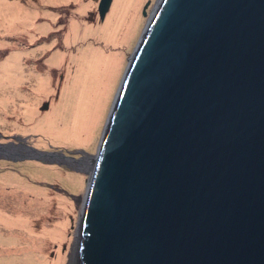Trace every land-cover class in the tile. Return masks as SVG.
Wrapping results in <instances>:
<instances>
[{"label": "water", "instance_id": "1", "mask_svg": "<svg viewBox=\"0 0 264 264\" xmlns=\"http://www.w3.org/2000/svg\"><path fill=\"white\" fill-rule=\"evenodd\" d=\"M13 137L88 172L74 264H264V0H158L96 153Z\"/></svg>", "mask_w": 264, "mask_h": 264}, {"label": "rangeland", "instance_id": "2", "mask_svg": "<svg viewBox=\"0 0 264 264\" xmlns=\"http://www.w3.org/2000/svg\"><path fill=\"white\" fill-rule=\"evenodd\" d=\"M122 1L112 0L105 18L101 19L98 10L99 0H0L1 15L6 13L1 5L3 2H17L16 6H21V11L18 14L9 15L10 19L7 22L4 21L5 24L7 23L4 30L0 31V63L4 60L2 58L5 57L6 60L11 53H15L14 58H8L9 60H16L21 56L25 57V65L21 66L25 80L27 75L32 73V82L28 80L25 85L27 87L29 84L30 87L44 73L47 75L44 79L48 77V74L51 77L50 91L39 99L35 118L42 117L53 104L59 101L60 96L64 97L62 87L68 71L72 68L69 65L72 61H70L71 55L81 57L84 53L87 55H90V53L95 54V52L100 53L101 58L98 57L92 61L93 64L98 66L96 67L98 75L96 72L92 75L94 76V83L91 84L93 79L88 83L90 85L88 95L91 96L104 85V89L101 88L97 93L100 108L95 111V115L98 114V117H96L97 123L94 131L92 130L94 134L90 145L53 140L39 129V125H36L35 121H24L22 115L15 116L14 114H9L7 120L0 121V141L16 140L13 136H19L28 144L42 150H57L76 156L80 155V150L89 153L97 152L113 100L128 64V58L134 51L151 11L158 0H139L140 2L137 3L134 0L132 4L136 8L133 9L131 4L129 11L120 16L122 20L117 19L116 26L113 25L110 30H107L108 32H104L110 20L115 17L114 11L122 5ZM144 10L147 12L146 15ZM26 11L29 12V15L31 13L29 19L26 18ZM1 21L3 20L1 19ZM12 24L25 25L27 30H33L37 34L42 25L47 24L49 28L44 33L31 37L27 30L14 32L11 29ZM100 28H103L104 34L97 31ZM86 30L93 31L94 34L81 33ZM73 38L74 40L77 38V40L71 41ZM105 81L106 83H104ZM21 82L20 74L16 73V65H9L6 69H3L0 64V87L2 89L7 87V91L16 93L14 92L16 86ZM24 98V106L26 105V107H28L26 102H34L35 100L32 95ZM45 102H49V107L42 109ZM14 117H16L19 124L16 125ZM69 150L72 152H69ZM53 168L54 170L63 171L61 173L67 172L64 175L66 179H56L53 175L58 172H54ZM20 173L25 175L23 178L27 181L48 187L70 199L73 211L69 212L65 238L61 241L48 239L47 244L41 249L45 251L47 258L50 260H53L59 254L63 255V261L60 258L54 259L57 264H71L80 212L83 207V196L89 178L88 172L72 170L69 166L56 161H41L35 158L14 161L0 158V179H3V181H5V178L7 179L6 191L9 193V196H0V209H4L7 216L13 214L16 207L14 205L17 204L20 197L13 194L10 180L14 178L15 174L19 175L16 176L17 178L21 177ZM42 174L46 176H42ZM49 199L51 200L50 207L52 209L55 207L56 201L52 197H49ZM54 210L56 211H53L54 214L42 213L31 217L35 220L33 225L36 229H40L39 226L45 216L50 219L57 216L58 208H54ZM7 222L9 221H6V218L4 219L2 216L0 219V264H28L32 262L37 264L35 256L38 257L39 252H36L33 248L30 249L27 239L20 233L25 231L26 228H22L23 224L19 226V224H7ZM18 235L21 238H16Z\"/></svg>", "mask_w": 264, "mask_h": 264}, {"label": "bare ground", "instance_id": "3", "mask_svg": "<svg viewBox=\"0 0 264 264\" xmlns=\"http://www.w3.org/2000/svg\"><path fill=\"white\" fill-rule=\"evenodd\" d=\"M133 1L134 0L122 1V5H120V8H118L116 11H114L115 17L110 20L108 27L104 32H108L107 30H110L113 25L116 26V24L118 23L117 19L122 20V17L120 16L123 13H127L129 11ZM137 2L140 1L136 0V3ZM1 5L4 8L3 11L6 12L2 13V15L0 14V31H3L4 27L7 24H5V22L10 19L9 15H13L15 13L18 14L21 11V6H16L17 2H3ZM132 8H136L134 4H132ZM25 14L26 18L29 19L31 13L29 15V12L26 11ZM1 19L3 21H1ZM48 28L49 26L47 24L42 25L38 31V34L42 32L44 33ZM11 29L14 32H22V30H27L25 25L20 24H12ZM90 30H86L81 33L94 34L93 31L90 32ZM97 31H99L101 34H104L103 28H100ZM27 32L31 34V37H35L38 35L33 30H27ZM76 40L77 38H75V40L73 38L71 41ZM14 54L15 53L9 54V57H7L6 60L5 57L2 58L5 61L3 60V62L0 64L3 69H6L9 65H16V73L20 74L22 82L16 86V91H14L16 93L7 91V87H3V89L0 87V121L7 120L9 114H14L15 116L22 115V119L24 121H35V124L39 125V129L53 140H65L68 142H74L78 144L85 143L87 145H90L94 134L92 130L94 131L95 125L97 123L96 117H98V114L95 115V111L100 108L99 102L97 100V93H99V90L101 88L104 89V85H102L101 87L99 85L100 89L96 90L94 94H91V96H89L88 94L90 85H88V83L92 81L94 77L92 75L94 74V72H96L98 75V72L96 71V67L98 66L93 64L92 61L98 57L100 59L101 54L95 52V54L90 53V55H87L84 53L82 56L80 55L81 57H74L71 55L70 61H72L69 63V65H71L72 68L70 69V71H68V74L64 79V85L62 87L64 97L62 98L60 96L59 101L53 104L52 107L47 110V112H45L40 118H35V115L38 111V101L42 96L49 93L51 87V77H49L48 74V77L44 79L46 75L44 73L43 75L38 77V80H35L30 87V84L28 85V87L25 86L28 83V80L32 82V73H29L25 80L24 72H22L21 70V66L25 65V57L21 56L16 60H9L8 58H14ZM106 69L108 70V68ZM92 83H94V79L91 84ZM104 83H106V81ZM28 95L34 96L35 100L34 102H26L28 104V107H26V105L24 106V97ZM25 107L26 109L24 110ZM14 118L16 120V117ZM17 121L18 120L15 121L16 125L17 123L19 124V122ZM53 171L59 173H54L53 176L56 179H66L64 175H66L67 172L61 173L63 171L54 170V168ZM20 175L21 177L17 178L16 176L19 175L15 174L14 178L10 180V186H12L11 190H13L14 195L17 194V196H20V201L18 200L19 202L17 201V204L14 205L16 206L15 211H13V214L10 216H7L5 214L4 209H0V219L3 216L4 219L6 218V221H9L7 222V224L16 223L17 225L19 224V226L23 224L22 228H26V230L20 233L27 239L26 241L29 243L30 249L33 248V250L39 252V255L37 254L38 257L35 256V261L37 262V264H53V262H55L54 264H57V261H54V259L57 260L60 258L63 261L64 256L59 254L56 258L50 260L49 258H47L45 251L41 248L47 244L48 239H56L58 241H61L65 238L69 212L73 211L71 209V201L68 197H65L59 192H54L48 187L39 186L27 181L23 178V176L25 175H22V173H20ZM42 176L46 175L42 174ZM4 180L5 181H3L2 179L0 181V196H9V193L6 191L7 179L5 178ZM49 197L55 198L54 200L56 201V205L52 209L50 207L51 200L49 199ZM54 208H58L57 216L52 219H50L48 216H45V219L42 220L41 225H36L39 226L40 229H36L35 225H33L35 220L31 217L35 216V214L42 213L54 214ZM16 238H21V236L18 235L16 236ZM71 257V264H74L75 252ZM28 264L36 263L32 262Z\"/></svg>", "mask_w": 264, "mask_h": 264}]
</instances>
